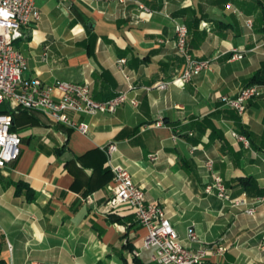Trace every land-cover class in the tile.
I'll use <instances>...</instances> for the list:
<instances>
[{
    "label": "crops",
    "instance_id": "obj_1",
    "mask_svg": "<svg viewBox=\"0 0 264 264\" xmlns=\"http://www.w3.org/2000/svg\"><path fill=\"white\" fill-rule=\"evenodd\" d=\"M34 1L39 20L15 43L26 58L24 78L87 83L98 101L125 92L136 105L71 114L89 124L86 135L0 106L21 139L18 159L0 169V264H155L141 248L146 230L108 207L112 173L103 149L110 143L113 164L166 211L181 244L210 252L204 264H264V201L256 202L264 196L250 198L234 181L251 176L264 191V86L242 115L220 101L264 74V0ZM177 22L187 27L189 54L210 65L185 85L158 90L184 65ZM233 51L243 58L231 60ZM242 131L252 144L236 137ZM207 159L243 205L205 193ZM189 228L196 243L187 240Z\"/></svg>",
    "mask_w": 264,
    "mask_h": 264
},
{
    "label": "built area",
    "instance_id": "obj_2",
    "mask_svg": "<svg viewBox=\"0 0 264 264\" xmlns=\"http://www.w3.org/2000/svg\"><path fill=\"white\" fill-rule=\"evenodd\" d=\"M115 1L124 4L127 0ZM139 8L145 10L141 5ZM39 17L40 12L34 0H0V106L7 103L11 110L41 113L54 123L86 135L89 132V124L73 120L70 117L71 114L95 117L114 114L126 103L136 105V101L129 99L125 92L110 99L98 101L93 98L87 83L57 80L52 84H44L39 78H24L23 74L27 69L26 58L15 48V43L23 38L24 29L37 22ZM174 35L176 51L183 58L184 65L179 75L169 81L157 83L155 88L158 90L165 89L170 83L185 85L193 77L207 70L210 65L208 60H197L189 54L188 30L184 24L175 23ZM242 58V53L233 51L231 60ZM119 63L123 64L125 61L120 60ZM258 95V86H249L241 88L234 97L221 96L220 101L224 106L242 115L246 112L248 101ZM12 125V115L0 113V169L13 163L20 156L21 139L12 131ZM161 125V123L156 124L157 127ZM236 137L248 146L249 143L245 137ZM103 151L112 173L113 196L108 202V207L110 209L128 207L133 212L135 221L146 230L142 250L151 252V259L155 264H204L210 252L207 249L191 251L185 248L166 211L158 204L146 200L143 188L133 182L126 168L113 164V156L117 152L116 144H108ZM151 159L154 160V158ZM212 167L213 161L207 159L205 168L212 173V180L206 185L205 193L236 206L243 205L244 201L229 197L222 178L212 171ZM263 201L264 197L256 200L258 203ZM246 213L253 215L254 208L247 209ZM187 240L190 243L198 241L193 228L187 230Z\"/></svg>",
    "mask_w": 264,
    "mask_h": 264
},
{
    "label": "trees",
    "instance_id": "obj_3",
    "mask_svg": "<svg viewBox=\"0 0 264 264\" xmlns=\"http://www.w3.org/2000/svg\"><path fill=\"white\" fill-rule=\"evenodd\" d=\"M261 18L264 21V4L261 6ZM249 86H264V74L263 72L259 71L255 73L246 83L244 87ZM252 100V99H251ZM232 110V109H231ZM234 111V110H233ZM236 112V111H235ZM3 113H10V112H0ZM237 113V112H236ZM12 115V113H10ZM242 136H244L250 144H252V141L250 140V136L245 133L241 132ZM236 182V185L240 187L241 191L244 192L248 197L250 198H256V197H262L264 196V191H262L256 180L251 177H240L234 180ZM17 187H21V184H18ZM112 215H118V216H133V212L128 207H120L118 210H115L111 213ZM119 221V220H117ZM101 264V263H99ZM121 264H127L125 260L122 261Z\"/></svg>",
    "mask_w": 264,
    "mask_h": 264
}]
</instances>
